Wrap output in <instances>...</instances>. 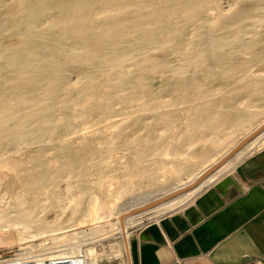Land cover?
<instances>
[{"label": "bare ground", "instance_id": "6f19581e", "mask_svg": "<svg viewBox=\"0 0 264 264\" xmlns=\"http://www.w3.org/2000/svg\"><path fill=\"white\" fill-rule=\"evenodd\" d=\"M11 1L0 0V243L113 217L128 244L131 214L151 203L141 195L181 180L185 193L154 199L172 208L264 135L262 121L186 180L264 115V0ZM64 246L23 253L71 255Z\"/></svg>", "mask_w": 264, "mask_h": 264}, {"label": "crops", "instance_id": "0c3cea01", "mask_svg": "<svg viewBox=\"0 0 264 264\" xmlns=\"http://www.w3.org/2000/svg\"><path fill=\"white\" fill-rule=\"evenodd\" d=\"M123 248L129 264H264V147Z\"/></svg>", "mask_w": 264, "mask_h": 264}, {"label": "rangeland", "instance_id": "374dc122", "mask_svg": "<svg viewBox=\"0 0 264 264\" xmlns=\"http://www.w3.org/2000/svg\"><path fill=\"white\" fill-rule=\"evenodd\" d=\"M7 1L12 2L11 0H7ZM72 79L75 80L76 76H73ZM262 121H264V115L255 123L247 126L243 131L234 135L233 138L230 139L228 143H226L217 153H215L204 163H202L197 168L199 170L196 173L194 172L192 175L188 176L186 180L188 181L192 180L193 178H196L200 174V172L208 169L216 159H219L222 155H224L226 152L232 149V147L235 146L241 139H243L247 134L253 131L258 125H260ZM253 146L240 159H238L237 157H233L234 159H232V165L228 167L221 175L217 176L215 179L208 180L206 182H204L206 179L203 180L202 182L200 181V183L197 186H199L201 183L204 182L203 185L193 195L184 199L180 203L174 205L175 207L172 206V208L169 209H155L158 205L161 204V202L169 201L172 198H174V196L177 197L178 195H181L182 193L186 192L184 191L182 193L176 194L182 189L179 191H174L177 189V187L182 185L181 180H175L169 184H166L161 189L156 190L154 193L150 195L149 193L145 195H141L142 197L141 198L139 197L141 200L139 199L138 201L147 200V202L149 203L150 202L155 203L157 201H154V199L160 197H164V199L167 197V199L152 206V208L140 210L141 212L135 211L134 213L131 214V216L133 217L131 220L128 221L129 238H131L140 228H142L146 224L157 221L161 217L170 214L175 210H178L183 206H185L192 199H194L197 196V194H199L201 191L206 189L209 185H211L221 176L232 170L242 159H244L250 153L264 147V135L260 139H258L256 141V144L254 143ZM17 155H20V153H18ZM166 159L169 160L171 159V157L167 156ZM61 188L65 189V183H62ZM170 191H174V192L170 193ZM168 193L169 195H167ZM169 196H171L170 197L171 199L169 198ZM131 199L133 198L130 196L124 198L125 201H123L122 205L126 210H129L131 208L130 207L132 204L130 202L132 201ZM125 209L124 211H126ZM54 217H55L54 212H50L46 216L47 221H52ZM112 218L109 219V221L107 220L108 222L105 221V224L101 223V225L100 223L92 224L94 221L91 218H90L91 221L89 219H86L85 220V222L87 221L86 223H84L83 221L80 222L81 224L80 223L73 224L72 227L67 229L66 231L67 234H65L66 232L65 233L56 232L57 233V234L55 233L56 235H54L53 233H50V235L38 234L34 238L32 237L31 238L28 237L26 239L9 238L8 240L0 243V254L6 253L9 249H13V248L15 249L17 247H21V250H26L27 248L30 247H34L37 249L38 247H40V245H45V246L65 245L64 246L65 248L68 246L67 248L69 249L67 251H70L71 255H78L80 253H83V255L85 256V260L88 261V264H129L127 259V254L123 248L124 237H122V235L118 232L117 224L114 222L115 220ZM78 225L80 226L83 225V226L80 227Z\"/></svg>", "mask_w": 264, "mask_h": 264}, {"label": "built area", "instance_id": "2783aa9c", "mask_svg": "<svg viewBox=\"0 0 264 264\" xmlns=\"http://www.w3.org/2000/svg\"><path fill=\"white\" fill-rule=\"evenodd\" d=\"M29 250V249H28ZM21 247L9 249L0 254V264H79L85 260L83 253L78 255H45L42 257H28Z\"/></svg>", "mask_w": 264, "mask_h": 264}, {"label": "water", "instance_id": "95a60500", "mask_svg": "<svg viewBox=\"0 0 264 264\" xmlns=\"http://www.w3.org/2000/svg\"><path fill=\"white\" fill-rule=\"evenodd\" d=\"M263 129H264V127L261 128L260 130H258L256 133L260 132V131L263 130ZM255 135H256V134L254 133V134L250 135L248 138L244 139V140L242 141V143H241L240 145H238V147H237L236 149H239L240 147H242L245 143H247V142H248L250 139H252ZM236 149H235V150H236ZM213 170H214V169H211V170L207 173V175L210 174ZM200 181H202V179L199 180L198 183H199ZM163 200H164V199H163ZM163 200H162V201H163ZM158 203H160V201H157V202H155V203H151V204H149V205H146L143 209L145 210V209L151 208L152 206H154V205H156V204H158ZM143 209H142V210H143Z\"/></svg>", "mask_w": 264, "mask_h": 264}]
</instances>
